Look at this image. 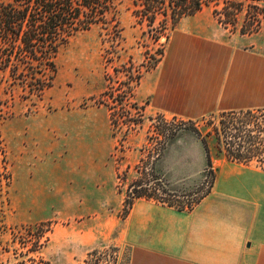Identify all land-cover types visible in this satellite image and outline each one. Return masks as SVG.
Here are the masks:
<instances>
[{
  "label": "rangeland",
  "instance_id": "374dc122",
  "mask_svg": "<svg viewBox=\"0 0 264 264\" xmlns=\"http://www.w3.org/2000/svg\"><path fill=\"white\" fill-rule=\"evenodd\" d=\"M133 9L131 0L118 6L122 49L117 53L120 58L110 65L104 58L109 49L106 31L97 26L60 48L53 85L41 97L12 84L8 74L0 72V142L12 176L0 199V264L14 261L16 250L26 252L13 243L15 230L40 225L47 230L41 239L44 247L30 256H42L52 264L127 263L125 234L132 211L125 210L117 174L131 167L128 182L135 177L133 168L152 122L146 119L121 146L123 133L114 136L109 112L98 99L107 87L105 74L113 72L112 65L131 57L140 65L147 50L154 54L159 48L151 37H143L148 28L136 24ZM213 10L211 4L183 19L170 36L165 57L180 38L188 48L205 50L224 44L264 57V24L253 35L231 33L218 24ZM155 72L147 74L138 88L139 103L150 102L146 82ZM157 113L147 108V116ZM205 167L202 144L191 131H182L158 164V172L176 195V210L190 212L188 205L204 197L211 180ZM215 167L219 168L215 190L260 186L264 204V166L217 159Z\"/></svg>",
  "mask_w": 264,
  "mask_h": 264
},
{
  "label": "trees",
  "instance_id": "16d2710c",
  "mask_svg": "<svg viewBox=\"0 0 264 264\" xmlns=\"http://www.w3.org/2000/svg\"><path fill=\"white\" fill-rule=\"evenodd\" d=\"M123 0H0V72L8 74L12 84H19L29 93L41 97L52 87L57 74L56 57L62 46L76 35L100 26L106 31L109 49L104 56L112 64L122 43V28L118 21V6ZM136 24L148 29V36L159 45L145 60L136 65L128 62L111 68L105 79L107 87L98 100L109 112L114 136L123 133L122 142L130 132L143 126L146 119L151 126L142 156L133 168L135 177L128 182L132 170L117 174L118 190L124 195L125 210L130 213L139 201L153 202L175 209L168 183L158 172V164L169 146L182 131H191L202 144L206 167L207 191L204 197L190 203L192 211L209 196L218 180L219 168L215 160L264 166V107L211 114L199 120H185L157 113L147 116L149 103H139L137 90L142 79L158 67L165 55L166 45L181 21L195 16L205 6L213 5L218 24L231 33H258L264 24V0H131ZM161 19V20H159ZM159 21V22H158ZM158 23V25H157ZM205 125L200 128V125ZM118 149V146L117 148ZM6 151L0 142V199L11 183ZM124 188L125 191L123 190ZM178 211H185L179 209ZM47 230L44 225L13 232V243L26 252L14 253V261L7 264H52L42 256H30L44 247L41 239ZM9 250H7L8 252ZM95 252L90 254L94 256Z\"/></svg>",
  "mask_w": 264,
  "mask_h": 264
},
{
  "label": "crops",
  "instance_id": "0c3cea01",
  "mask_svg": "<svg viewBox=\"0 0 264 264\" xmlns=\"http://www.w3.org/2000/svg\"><path fill=\"white\" fill-rule=\"evenodd\" d=\"M263 62L256 52L224 44L188 48L180 38L146 82L147 108L199 120L263 107ZM125 247L126 264H264L260 186H218L190 212L139 201L127 222Z\"/></svg>",
  "mask_w": 264,
  "mask_h": 264
}]
</instances>
